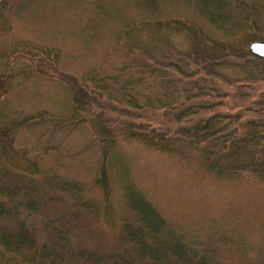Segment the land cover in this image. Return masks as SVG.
<instances>
[{
  "label": "rangeland",
  "instance_id": "1",
  "mask_svg": "<svg viewBox=\"0 0 264 264\" xmlns=\"http://www.w3.org/2000/svg\"><path fill=\"white\" fill-rule=\"evenodd\" d=\"M249 27L216 29L195 0H0L5 163L80 180L89 195L103 199L94 179L104 150L101 132L108 130L120 154L112 152L116 160L107 162L112 186L106 201L115 221L123 173L215 259L264 264V178L249 166L242 139L259 131L255 157L264 162V56L249 50L251 41H264V12ZM128 91L137 106L126 99ZM180 110L185 115L178 116ZM211 115L212 132L220 139L235 132L237 142L193 133L194 123ZM130 126L165 135L170 148L130 137ZM231 142L238 146L234 153L215 156L218 148L227 153L237 147ZM206 152L238 171L217 175L204 163ZM24 215L44 237L39 214ZM103 216L84 235L90 246L105 250L116 226ZM0 264L32 263L0 245Z\"/></svg>",
  "mask_w": 264,
  "mask_h": 264
},
{
  "label": "trees",
  "instance_id": "2",
  "mask_svg": "<svg viewBox=\"0 0 264 264\" xmlns=\"http://www.w3.org/2000/svg\"><path fill=\"white\" fill-rule=\"evenodd\" d=\"M195 1L197 10L216 29L231 33L256 25L261 12H264V0ZM187 28L202 38L207 37L199 26L187 25ZM88 72L85 74L86 79L92 76L91 71ZM112 78L114 75H110V79ZM131 80L134 81L135 78L128 79V82ZM95 86L99 89L103 87L100 83ZM80 89L84 92L86 87ZM127 93L129 95L126 99L131 105L137 106L136 96L129 91ZM146 99L152 101L149 97ZM157 101L160 105L164 104L161 99ZM75 106L73 113L78 109ZM183 112L178 111V116L185 115ZM212 119L213 115L198 119L193 125V133L211 137L213 142H237L235 132H225L222 139L215 131L212 132ZM101 133L100 141L102 140L104 150L94 183L102 190L103 199L89 195L88 187L80 180L61 178L46 172L37 175L13 168L5 163L6 154L0 146V245L8 252L20 254L23 260L32 264H224L194 240L187 238L177 225L168 221L143 192L125 181L123 173L118 177L122 189V209H119L116 221L112 218L110 213L113 205L106 201L110 197L112 186L107 164L110 168L112 164L107 162L112 157L116 160L117 156L112 155V152L119 153L112 148L115 143L114 135L108 130H102ZM258 134L259 131L253 129L242 139L247 143L244 153L248 155L249 166L264 178V162L255 157ZM128 135L158 147L170 148L163 134L158 138L147 130L130 126ZM236 142H231V146H237ZM237 148L238 146L230 148L226 153L221 147L214 154H232ZM210 154L206 152L204 163L217 175L227 176L238 171L236 166H224L217 159L209 158ZM24 211L39 214L44 237L39 235L37 226L29 221ZM101 214L107 218L112 216V224L116 226L114 239L105 250L103 247L90 246L84 235L91 233L93 220L103 216ZM92 230H95L94 227Z\"/></svg>",
  "mask_w": 264,
  "mask_h": 264
},
{
  "label": "water",
  "instance_id": "3",
  "mask_svg": "<svg viewBox=\"0 0 264 264\" xmlns=\"http://www.w3.org/2000/svg\"><path fill=\"white\" fill-rule=\"evenodd\" d=\"M249 50L258 55L264 56V41L253 40L249 43Z\"/></svg>",
  "mask_w": 264,
  "mask_h": 264
}]
</instances>
